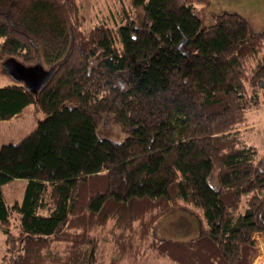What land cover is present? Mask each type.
<instances>
[{"label":"trees","instance_id":"trees-1","mask_svg":"<svg viewBox=\"0 0 264 264\" xmlns=\"http://www.w3.org/2000/svg\"><path fill=\"white\" fill-rule=\"evenodd\" d=\"M131 6L86 30L76 0H0V65L54 68L37 91L0 86V119L43 113L0 148L1 264H252L262 248L264 158L244 131L264 102V29L228 11L206 24L191 0ZM106 118L122 139L101 134ZM15 178L28 182L9 204ZM176 209L195 216L194 237L155 232Z\"/></svg>","mask_w":264,"mask_h":264},{"label":"rangeland","instance_id":"rangeland-1","mask_svg":"<svg viewBox=\"0 0 264 264\" xmlns=\"http://www.w3.org/2000/svg\"><path fill=\"white\" fill-rule=\"evenodd\" d=\"M81 8L84 17V28L91 29L99 22L117 23L126 15L131 14L135 17L139 12L131 6V0H76ZM198 7L205 23L212 22L214 13L225 11L236 12L248 19L252 23L254 30L264 29V0H191ZM4 64V63H3ZM0 65V86L16 82V80L4 67ZM48 69V68H45ZM23 82V81H22ZM24 83V82H23ZM258 113L250 117L251 125L244 131L247 140L255 144L259 151L260 158H264V102ZM43 117L33 104H29L25 109L8 119H0V148L3 144H17L28 134L35 130L39 120ZM100 132L106 137L120 140L124 137L121 131L112 123V119L106 118L102 122ZM27 180L15 178L3 185V192L7 203L14 204L16 201H22ZM16 221H13V224ZM12 229V228H11ZM14 231V229H12ZM155 232L160 237L172 239H186L194 237L198 233V223L195 216L183 209H176L162 217L155 227ZM105 233V230L103 231ZM264 239V234L257 232L253 235L252 242L256 236ZM251 242V244H252ZM263 248L261 258L263 261H257V264H264V243L260 244ZM251 246V245H250ZM262 248H257L261 250ZM252 251V252H251ZM248 250L252 257V264L259 254L255 250ZM6 252V235L0 228V264L2 257ZM116 248L109 240L100 241L99 254L103 261L108 262L114 255ZM124 264H175L166 258H156L152 254L141 256L136 260H126Z\"/></svg>","mask_w":264,"mask_h":264},{"label":"water","instance_id":"water-1","mask_svg":"<svg viewBox=\"0 0 264 264\" xmlns=\"http://www.w3.org/2000/svg\"><path fill=\"white\" fill-rule=\"evenodd\" d=\"M3 65L16 80L23 81L33 91L40 89L49 80L54 70V68L45 69L41 61L34 65H25L12 58L7 59Z\"/></svg>","mask_w":264,"mask_h":264},{"label":"crops","instance_id":"crops-1","mask_svg":"<svg viewBox=\"0 0 264 264\" xmlns=\"http://www.w3.org/2000/svg\"><path fill=\"white\" fill-rule=\"evenodd\" d=\"M255 251L257 252V254H260L261 253V251L259 250V249H255ZM258 257V256H257ZM256 260V259H255Z\"/></svg>","mask_w":264,"mask_h":264}]
</instances>
